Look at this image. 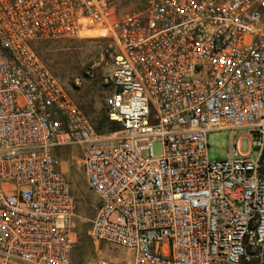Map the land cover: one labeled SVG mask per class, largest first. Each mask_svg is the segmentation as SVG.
Masks as SVG:
<instances>
[{
  "label": "built area",
  "instance_id": "1",
  "mask_svg": "<svg viewBox=\"0 0 264 264\" xmlns=\"http://www.w3.org/2000/svg\"><path fill=\"white\" fill-rule=\"evenodd\" d=\"M87 34L112 41L114 133L36 50ZM65 147L99 199L88 236L116 253L94 264H264V0H0V264H74Z\"/></svg>",
  "mask_w": 264,
  "mask_h": 264
},
{
  "label": "rangeland",
  "instance_id": "2",
  "mask_svg": "<svg viewBox=\"0 0 264 264\" xmlns=\"http://www.w3.org/2000/svg\"><path fill=\"white\" fill-rule=\"evenodd\" d=\"M111 45L112 41L108 37L98 34H87L75 40L44 41L36 45V50L45 64L104 134L109 133L105 123L104 97L109 90L105 80L112 67ZM229 138L230 131L226 130L209 134V156L212 160L229 157ZM235 140H240L242 153L251 151V139L246 129L237 130ZM154 150L159 155L161 147L155 144ZM251 156L255 158L257 153L252 151ZM59 160H63L64 175L71 183L79 202L75 224L78 241L73 256L74 264H94L99 257L114 256L116 253L110 245L98 244L88 236L99 199L89 189L82 153L76 148L65 147L59 153Z\"/></svg>",
  "mask_w": 264,
  "mask_h": 264
},
{
  "label": "trees",
  "instance_id": "3",
  "mask_svg": "<svg viewBox=\"0 0 264 264\" xmlns=\"http://www.w3.org/2000/svg\"><path fill=\"white\" fill-rule=\"evenodd\" d=\"M105 123H106V125H107L108 132H109V133H114V132H117V131L121 130V126H120V124H118V123H114V122H111V121L108 119L107 115H106V118H105ZM94 126H95V125H94ZM95 128H96L97 132H99L100 134H104V133H102V129H100V127L97 128V127L95 126Z\"/></svg>",
  "mask_w": 264,
  "mask_h": 264
},
{
  "label": "crops",
  "instance_id": "4",
  "mask_svg": "<svg viewBox=\"0 0 264 264\" xmlns=\"http://www.w3.org/2000/svg\"><path fill=\"white\" fill-rule=\"evenodd\" d=\"M61 152V151H60ZM59 152V153H60ZM59 162H60V168H61V170H62V172L65 174V170H64V167H63V160H59ZM99 205V204H98ZM98 207V206H97ZM97 209V208H96Z\"/></svg>",
  "mask_w": 264,
  "mask_h": 264
},
{
  "label": "water",
  "instance_id": "5",
  "mask_svg": "<svg viewBox=\"0 0 264 264\" xmlns=\"http://www.w3.org/2000/svg\"><path fill=\"white\" fill-rule=\"evenodd\" d=\"M254 151H255V152H258V151H259V149H258V148H256Z\"/></svg>",
  "mask_w": 264,
  "mask_h": 264
}]
</instances>
